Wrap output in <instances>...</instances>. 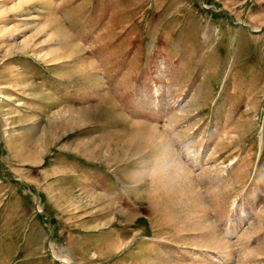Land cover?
Instances as JSON below:
<instances>
[{
    "label": "rangeland",
    "instance_id": "rangeland-1",
    "mask_svg": "<svg viewBox=\"0 0 264 264\" xmlns=\"http://www.w3.org/2000/svg\"><path fill=\"white\" fill-rule=\"evenodd\" d=\"M0 264H264V0H0Z\"/></svg>",
    "mask_w": 264,
    "mask_h": 264
},
{
    "label": "crops",
    "instance_id": "crops-1",
    "mask_svg": "<svg viewBox=\"0 0 264 264\" xmlns=\"http://www.w3.org/2000/svg\"><path fill=\"white\" fill-rule=\"evenodd\" d=\"M222 95H223V93H222ZM222 95L220 97H222ZM220 97H218V98H220Z\"/></svg>",
    "mask_w": 264,
    "mask_h": 264
}]
</instances>
